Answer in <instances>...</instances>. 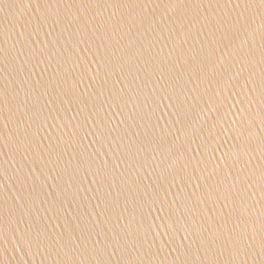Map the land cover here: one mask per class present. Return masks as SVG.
I'll return each instance as SVG.
<instances>
[{"label":"water","instance_id":"water-1","mask_svg":"<svg viewBox=\"0 0 264 264\" xmlns=\"http://www.w3.org/2000/svg\"><path fill=\"white\" fill-rule=\"evenodd\" d=\"M0 264H264V0H0Z\"/></svg>","mask_w":264,"mask_h":264}]
</instances>
